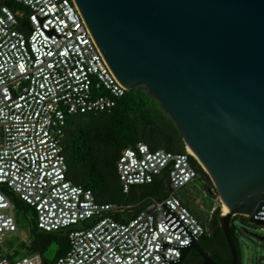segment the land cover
Segmentation results:
<instances>
[{
    "label": "built area",
    "instance_id": "2783aa9c",
    "mask_svg": "<svg viewBox=\"0 0 264 264\" xmlns=\"http://www.w3.org/2000/svg\"><path fill=\"white\" fill-rule=\"evenodd\" d=\"M15 1L29 14L22 25V13L0 6V264H45L21 246L30 230L21 241L12 197L34 209L40 231L67 234L69 249L52 264H173L192 237L209 230L179 197L203 181L197 156L145 143L123 149L117 172L124 193L168 170V195L136 213L133 204L100 202L69 179L66 116L110 112L128 90L74 0Z\"/></svg>",
    "mask_w": 264,
    "mask_h": 264
},
{
    "label": "water",
    "instance_id": "95a60500",
    "mask_svg": "<svg viewBox=\"0 0 264 264\" xmlns=\"http://www.w3.org/2000/svg\"><path fill=\"white\" fill-rule=\"evenodd\" d=\"M117 80L159 101L233 217L264 226V0H74ZM260 241L264 236L256 235ZM194 250L220 264L192 237Z\"/></svg>",
    "mask_w": 264,
    "mask_h": 264
},
{
    "label": "trees",
    "instance_id": "16d2710c",
    "mask_svg": "<svg viewBox=\"0 0 264 264\" xmlns=\"http://www.w3.org/2000/svg\"><path fill=\"white\" fill-rule=\"evenodd\" d=\"M6 4L16 12L23 14L21 24L27 23L29 9L15 0H0V6ZM141 86L127 91L110 112L69 114L66 116L63 147L67 163V177L75 184L91 190L100 202L133 204L134 211L147 207L151 198H164L170 188L168 170L156 176L149 184L134 186L129 193H124L118 172L117 161L123 149L137 143H145L151 150L164 149L174 153L185 152V144L174 120L162 109L149 100ZM202 180L209 194L218 192L209 175L200 168ZM19 223L30 230V243H22L28 254L39 252L45 264H52L69 249V241L64 231L42 232L38 229L34 209L14 198ZM32 212V219L25 216ZM221 209L217 208L210 220L209 230L203 234V248L220 264H230L231 253L227 246L219 222ZM250 223L245 216H235L231 232L240 252L239 230L235 219ZM204 223V222H203ZM205 224V223H204ZM216 242L219 250H211V243ZM53 243L57 245L52 260L46 257V251ZM202 258L191 256L185 264H200ZM241 264V263H240Z\"/></svg>",
    "mask_w": 264,
    "mask_h": 264
},
{
    "label": "rangeland",
    "instance_id": "374dc122",
    "mask_svg": "<svg viewBox=\"0 0 264 264\" xmlns=\"http://www.w3.org/2000/svg\"><path fill=\"white\" fill-rule=\"evenodd\" d=\"M141 87L147 96L152 97L145 87ZM149 101L153 103L155 107L162 108L159 101L155 98ZM179 197L191 207L193 212L205 223L207 228H209L214 211L220 208L222 213L223 202L219 194H209L206 190L205 182L203 181L198 180L190 183L187 188L179 192ZM234 223L239 230L241 264H264V241H260L256 238V235L264 236V226L245 223L239 218L235 219ZM27 229L26 226L20 224L21 233L23 230H26L25 233L27 234ZM15 241L16 239L14 237L8 239V245H14ZM27 243L29 244L30 240H28ZM56 249L57 245L55 243L49 246L45 254L49 260L54 258Z\"/></svg>",
    "mask_w": 264,
    "mask_h": 264
},
{
    "label": "flooded vegetation",
    "instance_id": "af4514ba",
    "mask_svg": "<svg viewBox=\"0 0 264 264\" xmlns=\"http://www.w3.org/2000/svg\"><path fill=\"white\" fill-rule=\"evenodd\" d=\"M200 243H201V244L203 243L201 238H200ZM210 249H211V250H219V249H220V246H219L216 242H213V243H211V245H210ZM193 255L196 256V257L201 258L200 255H198L196 251L192 250V251L189 253L188 257L186 258L185 262L187 261V259H188L189 257H191V256H193ZM185 262H184V264H185Z\"/></svg>",
    "mask_w": 264,
    "mask_h": 264
},
{
    "label": "bare ground",
    "instance_id": "6f19581e",
    "mask_svg": "<svg viewBox=\"0 0 264 264\" xmlns=\"http://www.w3.org/2000/svg\"><path fill=\"white\" fill-rule=\"evenodd\" d=\"M186 149L187 151H189L190 153L194 154L193 151L190 149V147L188 145H186ZM195 155V154H194ZM229 210V207L226 206V204L223 202V205H222V212L223 214L226 213L227 211ZM20 240H24L25 239V236L23 233H20Z\"/></svg>",
    "mask_w": 264,
    "mask_h": 264
}]
</instances>
